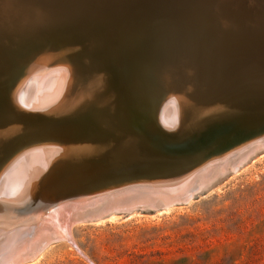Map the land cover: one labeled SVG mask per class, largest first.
<instances>
[{
  "label": "water",
  "instance_id": "obj_1",
  "mask_svg": "<svg viewBox=\"0 0 264 264\" xmlns=\"http://www.w3.org/2000/svg\"><path fill=\"white\" fill-rule=\"evenodd\" d=\"M234 1L220 6V0H2L10 7L0 3V14L12 6L45 10L47 21L71 31L53 34L35 16V28L28 27L20 37L0 34V130L17 129L0 143V173L41 146L95 149L90 155L51 161L34 183L32 200L15 209L88 206L124 189L189 174L237 145L263 138L264 14L249 20L246 9L232 8ZM87 3L92 12L79 10ZM212 10L233 23L220 22L216 40ZM50 48L54 53L71 49L53 64L74 55L68 63L77 59L76 87L86 70L110 76L114 99L69 115L20 107L17 82ZM168 93L212 110L199 117L188 113L168 128L153 110ZM233 172L222 173L210 188L196 189L193 197L219 186ZM121 208L90 214L101 215L97 219L82 211L78 223L166 210L142 204Z\"/></svg>",
  "mask_w": 264,
  "mask_h": 264
},
{
  "label": "bare ground",
  "instance_id": "obj_2",
  "mask_svg": "<svg viewBox=\"0 0 264 264\" xmlns=\"http://www.w3.org/2000/svg\"><path fill=\"white\" fill-rule=\"evenodd\" d=\"M1 1L0 3H2ZM221 1L228 4L226 2L230 3L232 0H220V6H223ZM233 3L238 9L243 7L238 3L235 4V1ZM2 5L4 8L7 6L3 3ZM12 7L7 9L8 12L0 14V17H4L17 13L10 15L8 20H0L2 36H10V39L13 36L20 37L25 31H28V27L35 28V16H38V19L39 17L43 18L46 21V29L52 30L53 34L61 35L71 31V29L66 30L63 24L47 21L50 18L45 17V10L38 13L31 7ZM79 7V10L84 11L85 9L87 12H92L93 9L91 3ZM257 13H254L253 17L257 18ZM55 23L58 25L56 26ZM68 51L71 49L54 53L50 48L45 51V54L38 55L39 57L35 59L36 62L29 66L25 76L16 84L15 100L20 107L25 105L40 108L43 112H59L60 115H69L90 107L102 106L108 102L110 96L114 99L115 91L111 86L110 76L86 70L83 82L79 87H76L79 84V77L75 74V66L72 63H67L72 58H64V62L53 64ZM153 110L160 123L169 128L176 126L188 113L199 117L210 112L212 108L205 110L196 107L184 95L177 96L168 93L155 103ZM16 130V128L0 130V143L11 138ZM234 148L189 174L124 189L108 197L92 201L87 204L88 206L79 207L65 204L56 207L49 204L31 212H18L15 208L25 207L34 197V183L51 161L65 156L78 158L90 155L94 153L95 149H85L81 146L60 148L53 145L27 151L15 162L13 160L14 164L11 162L13 165L9 164L7 168L4 166L5 169L3 168L0 173V264H25L38 257L52 242L67 239V241H71L72 239H69L71 238L70 229L79 222L82 217L79 214L82 211H86V214L97 219L101 215L90 214L103 211L110 206L121 210V206L124 209H132L142 204L157 208L162 206L164 209L170 210L176 201H190L195 195L196 189H201L204 186L210 188L215 178L222 176V173L231 170L239 171L240 167L245 165L246 160L263 151L264 137L237 145ZM247 150L249 151L245 154L244 152ZM238 163L239 165L236 166ZM5 172L7 173L5 174ZM113 216L115 215L112 214ZM72 245L74 246V243Z\"/></svg>",
  "mask_w": 264,
  "mask_h": 264
},
{
  "label": "rangeland",
  "instance_id": "obj_3",
  "mask_svg": "<svg viewBox=\"0 0 264 264\" xmlns=\"http://www.w3.org/2000/svg\"><path fill=\"white\" fill-rule=\"evenodd\" d=\"M237 3L252 15L249 20L264 14V0ZM212 16L216 40L220 22L233 23L214 11ZM70 231L71 241L43 246L25 264H264V151L219 186L170 210L118 214Z\"/></svg>",
  "mask_w": 264,
  "mask_h": 264
}]
</instances>
